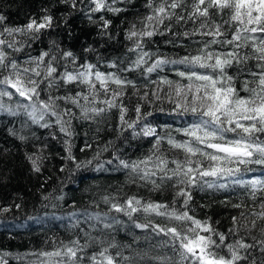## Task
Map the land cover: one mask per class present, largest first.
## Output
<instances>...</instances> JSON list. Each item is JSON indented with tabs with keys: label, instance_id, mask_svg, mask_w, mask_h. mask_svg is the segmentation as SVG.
<instances>
[{
	"label": "snow or ice",
	"instance_id": "6c2138e0",
	"mask_svg": "<svg viewBox=\"0 0 264 264\" xmlns=\"http://www.w3.org/2000/svg\"><path fill=\"white\" fill-rule=\"evenodd\" d=\"M74 19L95 29L77 50ZM0 134V183L20 157L44 188L59 160L41 207L72 208L66 238L0 264H264V0H43L23 23L0 3ZM84 171L125 179L78 207Z\"/></svg>",
	"mask_w": 264,
	"mask_h": 264
},
{
	"label": "trees",
	"instance_id": "16d2710c",
	"mask_svg": "<svg viewBox=\"0 0 264 264\" xmlns=\"http://www.w3.org/2000/svg\"><path fill=\"white\" fill-rule=\"evenodd\" d=\"M42 2L43 0H0L10 18L18 23L24 22L26 12L34 13L38 11ZM72 24L74 38L71 40L64 38L68 46L72 47L73 50H77L81 43L85 41L88 43L92 42L95 34L93 27L89 26L87 22H81L79 19H74ZM39 47H43V45ZM33 54L35 55L36 52L34 51ZM162 107L167 110L168 105L165 103ZM155 119L163 124L164 122L172 123L175 118L165 112H157ZM5 138L6 134H0V140ZM77 147H79V142H77ZM138 147L140 152L147 150V145L141 144L140 146L134 145L131 148V152L136 153ZM56 151H59V148ZM59 163V160H54L52 167L45 173L46 176L50 173L52 179L48 181L44 188H41V181L37 180L35 175L29 172L28 165L22 158L16 157L14 164L9 165L11 172L8 173V179L4 183H0V202L8 204L13 199H16L17 203L22 204V208L0 217V249L13 254H21L41 247L46 235L66 238L65 224L59 220H52L51 215L54 212L56 216H66L68 212L72 211V208L65 206L63 202H61L60 207L55 209L42 210L41 207L43 195L59 187L60 181L64 179L63 175L58 174L54 170L59 166ZM254 167L256 168L255 175H260L264 172L261 167ZM6 171V169L0 170V175H3ZM124 179V176L119 173L110 175L84 171L77 174L70 183L65 181L63 190L66 193V200L69 204L72 200H76L79 207L81 203L88 201L91 194L105 187L121 184ZM193 195L196 205L209 202V198L203 193L194 192ZM157 198H159L158 195ZM45 212L48 213V221L43 224L29 219L30 216L43 217ZM209 214H212L214 219L220 220L222 226L227 224L226 216L229 212L218 204L211 209ZM118 239L124 243L128 242L123 234ZM10 264H23V262L11 260Z\"/></svg>",
	"mask_w": 264,
	"mask_h": 264
}]
</instances>
